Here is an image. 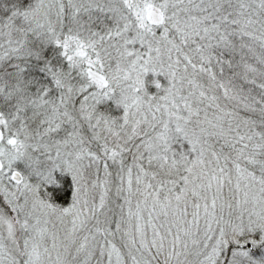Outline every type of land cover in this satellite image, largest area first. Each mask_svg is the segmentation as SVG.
Wrapping results in <instances>:
<instances>
[{"label":"snow or ice","instance_id":"obj_1","mask_svg":"<svg viewBox=\"0 0 264 264\" xmlns=\"http://www.w3.org/2000/svg\"><path fill=\"white\" fill-rule=\"evenodd\" d=\"M0 264H264V0L0 17Z\"/></svg>","mask_w":264,"mask_h":264},{"label":"rangeland","instance_id":"obj_2","mask_svg":"<svg viewBox=\"0 0 264 264\" xmlns=\"http://www.w3.org/2000/svg\"><path fill=\"white\" fill-rule=\"evenodd\" d=\"M28 4H29L28 2H24L23 4L18 5V3L15 0H9V1L8 0H0V17H7L10 14L13 6L26 7ZM146 76H147V74L145 75V78H146ZM155 93H156V91H155ZM98 108L100 111L106 112V113H108L114 117H118L122 112V108L115 105L111 100L98 105ZM58 177H59V174H58ZM60 179H61V187L60 188L50 187L48 189V191L49 192H52L53 190L63 191L65 188L68 189L69 190L68 196L66 197V200L64 202H60V201L55 200V202L66 206L68 203H70V200H71V193H72L71 178L65 174ZM257 238H258V236H257ZM252 254L253 255H260L261 250L259 248L253 249Z\"/></svg>","mask_w":264,"mask_h":264},{"label":"trees","instance_id":"obj_3","mask_svg":"<svg viewBox=\"0 0 264 264\" xmlns=\"http://www.w3.org/2000/svg\"><path fill=\"white\" fill-rule=\"evenodd\" d=\"M15 1L18 3V5L23 4L24 2H28V3L31 2L30 0H15ZM153 79L159 80L162 87L167 85V80L163 75L156 74L154 76L151 72L147 73V76L145 78V82H146L145 86H146V90L150 94H155V91L157 93V89H156L155 85L151 83V81ZM161 91H162V89H161ZM176 147H178V145ZM186 147H187V145H185V148ZM68 191L69 190L65 188L63 191L53 190L51 193H52V197L54 200L64 202L66 200V197L68 196Z\"/></svg>","mask_w":264,"mask_h":264}]
</instances>
